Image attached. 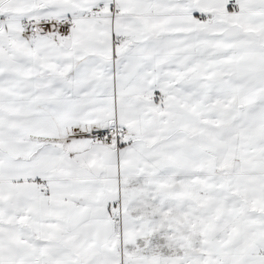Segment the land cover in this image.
Returning a JSON list of instances; mask_svg holds the SVG:
<instances>
[{"label": "snow or ice", "instance_id": "obj_1", "mask_svg": "<svg viewBox=\"0 0 264 264\" xmlns=\"http://www.w3.org/2000/svg\"><path fill=\"white\" fill-rule=\"evenodd\" d=\"M0 264H264V0H0Z\"/></svg>", "mask_w": 264, "mask_h": 264}]
</instances>
